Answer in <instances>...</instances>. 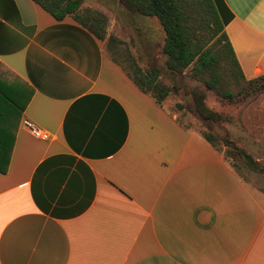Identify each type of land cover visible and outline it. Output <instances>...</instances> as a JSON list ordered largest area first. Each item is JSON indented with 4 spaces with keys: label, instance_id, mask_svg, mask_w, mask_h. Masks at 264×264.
<instances>
[{
    "label": "crops",
    "instance_id": "0c3cea01",
    "mask_svg": "<svg viewBox=\"0 0 264 264\" xmlns=\"http://www.w3.org/2000/svg\"><path fill=\"white\" fill-rule=\"evenodd\" d=\"M220 7L264 73V0ZM121 70L71 17L0 0V264H264V192Z\"/></svg>",
    "mask_w": 264,
    "mask_h": 264
},
{
    "label": "trees",
    "instance_id": "16d2710c",
    "mask_svg": "<svg viewBox=\"0 0 264 264\" xmlns=\"http://www.w3.org/2000/svg\"><path fill=\"white\" fill-rule=\"evenodd\" d=\"M56 20L71 17L101 41H106L115 61L131 78L137 88L151 94L158 105H162L169 96L172 87L163 83L158 67L142 70L131 57L126 65L114 55L115 46L121 43L114 35L107 34V17L96 10L81 9L85 0H33ZM126 10L147 17H155L164 33L162 51L166 55V65L172 74L182 76L190 67L191 75L203 82L205 87L229 101L236 96L264 92V73L246 78L237 61L236 55L224 30L226 18L221 12V0H118ZM28 89V91H27ZM32 89L26 85L22 89L23 110ZM195 112L203 121L204 128L199 132L213 146L216 145L211 121L221 119L205 102L204 91L194 88L191 91ZM180 106V105H178ZM210 121V122H208ZM208 122V123H207ZM236 154L246 166L255 172L264 174V164L256 161L244 149L237 148ZM234 152L226 151L224 157L234 162ZM10 150L0 152V172L8 167Z\"/></svg>",
    "mask_w": 264,
    "mask_h": 264
},
{
    "label": "rangeland",
    "instance_id": "374dc122",
    "mask_svg": "<svg viewBox=\"0 0 264 264\" xmlns=\"http://www.w3.org/2000/svg\"><path fill=\"white\" fill-rule=\"evenodd\" d=\"M86 8L99 11L107 17V34L114 35L121 41L115 46L114 55L124 65L128 63L126 59L131 57L142 70L152 66L158 67L160 80L172 87L163 104H167L168 111L177 114L180 124L198 131L205 129L203 121L195 112L190 94L194 88L205 92V102L221 116L218 121H208L215 137V147L223 157L227 150L233 151L236 167H232L235 171L253 189L264 192V174L248 168L235 152L237 148L244 149L256 161L264 164V92H244L243 96H236L233 101L224 99L207 89L201 80L193 77L190 67L183 71L182 76L172 74L168 70L166 55L162 51L164 33L157 18L130 12L121 6L118 0H85L81 9ZM102 43L111 56L106 41ZM121 72L131 80L124 70ZM125 84L126 80L118 71L113 86L121 91L124 90ZM225 159L230 165L233 163L229 157Z\"/></svg>",
    "mask_w": 264,
    "mask_h": 264
},
{
    "label": "built area",
    "instance_id": "2783aa9c",
    "mask_svg": "<svg viewBox=\"0 0 264 264\" xmlns=\"http://www.w3.org/2000/svg\"><path fill=\"white\" fill-rule=\"evenodd\" d=\"M30 131L35 137L40 139L46 140L49 138V134L47 132L38 129L37 127L30 126Z\"/></svg>",
    "mask_w": 264,
    "mask_h": 264
}]
</instances>
